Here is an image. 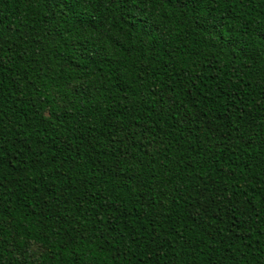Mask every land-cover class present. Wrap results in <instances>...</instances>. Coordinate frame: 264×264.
Returning <instances> with one entry per match:
<instances>
[{
    "label": "trees",
    "instance_id": "obj_1",
    "mask_svg": "<svg viewBox=\"0 0 264 264\" xmlns=\"http://www.w3.org/2000/svg\"><path fill=\"white\" fill-rule=\"evenodd\" d=\"M0 264H264V0H0Z\"/></svg>",
    "mask_w": 264,
    "mask_h": 264
}]
</instances>
